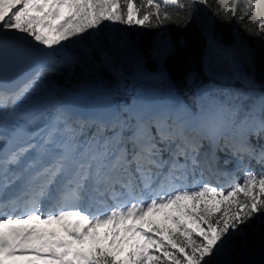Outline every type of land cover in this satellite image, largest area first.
Wrapping results in <instances>:
<instances>
[{"label":"snow or ice","instance_id":"snow-or-ice-1","mask_svg":"<svg viewBox=\"0 0 264 264\" xmlns=\"http://www.w3.org/2000/svg\"><path fill=\"white\" fill-rule=\"evenodd\" d=\"M198 6L212 4L0 0V68L46 58L21 87H0V112L11 106L14 117L34 123L35 115H18L16 106L30 102L38 82L56 66L71 65V57L63 64L56 60L67 42L105 23L146 29L181 20L186 25L182 10ZM223 7L232 17L239 10L240 20L255 17L256 31L250 34L264 38V0H229ZM218 111H228L230 118L213 119L203 130L182 120L158 119L156 135L143 119L131 127L100 122L83 142L60 111L57 122L72 133L64 139L57 140L59 130L53 128L42 143L9 147L11 139L0 135V264H232L217 258L226 254L235 235L264 215V172L246 167L242 181L229 189L212 184L205 173L215 174L221 139L238 169L245 159L264 168V147L257 150L249 139L264 137V119L251 127L247 115L237 121L240 105Z\"/></svg>","mask_w":264,"mask_h":264},{"label":"trees","instance_id":"trees-1","mask_svg":"<svg viewBox=\"0 0 264 264\" xmlns=\"http://www.w3.org/2000/svg\"><path fill=\"white\" fill-rule=\"evenodd\" d=\"M228 2L210 0L211 8L198 6L193 10L183 9L182 16L188 21L186 25L181 20L179 25L170 23L155 29L139 26L130 31L127 25L105 23L99 31L86 34L81 40L67 42L65 50L56 58L63 64L71 57V65L56 66L55 70L48 72L38 82L32 100L20 105L44 107L45 114L37 120L41 124L55 113V103L71 88L89 85L98 89V95L105 103L118 108L114 123L122 121L131 127L136 124L137 118L127 116V107L135 98L130 88L136 83L145 101L140 115L151 125L152 135H156L154 121L159 119L172 123L180 120L176 112L165 111V106L177 104L182 112H194L198 104L206 100L208 92L228 87L234 92L222 106L231 109L234 105L252 104L256 107L257 120L251 127H255L258 120L264 119V112L260 111V100L264 97V38L250 34L256 31L258 21L255 17L240 20L239 10L236 17H232L231 13L225 15L223 6ZM242 6L241 3L239 7ZM216 11L220 12L219 16L214 14ZM173 17L176 18L175 10ZM127 33L130 36L125 41ZM163 44L167 45V49L162 47ZM159 51L160 57L157 54ZM220 113L223 119L230 118L228 111ZM197 117V127L202 130L205 123L213 120L212 117ZM70 125L81 142L97 131V127L93 128L87 122ZM106 134L111 135V132ZM69 135L72 133L68 132ZM249 139L257 150L264 147V137L253 135ZM207 146L205 142L204 150ZM167 155L165 152V159ZM215 157L220 166L224 165V161H228L229 165V160L233 158L223 139L219 148L215 149ZM246 167L257 173L264 172L255 160L245 159L238 176L232 178L233 182L241 180ZM263 222L264 215L254 218L242 234L232 238L230 244L233 248L227 261L244 264L238 254L245 246L255 248L258 236L264 231ZM250 264H264V247L257 251Z\"/></svg>","mask_w":264,"mask_h":264},{"label":"rangeland","instance_id":"rangeland-1","mask_svg":"<svg viewBox=\"0 0 264 264\" xmlns=\"http://www.w3.org/2000/svg\"><path fill=\"white\" fill-rule=\"evenodd\" d=\"M127 27L130 29V31H135L139 26H132V27L127 26ZM129 36H130V34H128V33L124 35L125 41H126V39L129 38ZM158 40H159V38L157 39V41ZM119 46H121V45H119ZM157 54L160 57L161 52L159 51V52H157ZM56 60L58 61L57 58H56ZM23 84H21L19 87H21ZM79 87H81V86H76L75 88H71L70 91L68 92V94L66 96H64L63 98H61L58 101V103H56L54 105L56 114L54 116V119H52L51 122L48 123V125L55 124L54 121H56V123H58L56 117H57V113L59 112V110L66 114V116L68 117V123L69 124H76L77 122L85 123L86 122L85 120L89 117V114L95 110L99 111V112H95V113H98L100 115V117H102L100 119H97V121L95 123H100L103 121L104 116L106 117V116H109L111 114V113L106 111L107 115L106 114L103 115L104 111L107 108L116 109L115 106H112L110 104L105 103V101H103V99L100 98V96L98 95L99 91L97 88L92 87V86L86 87L88 89H91V90H89V91H91L90 94L88 93L87 95L86 94L85 95H77V94H75V90L78 89ZM139 88H140V86H138V84L134 83L132 85V87L130 88V93L135 95L134 100H135L137 106L142 107L145 105V101H143V98L139 94ZM93 92H95L97 94L92 95ZM233 92H234L233 89H230L228 87L218 88L214 91L208 92L206 100L202 103H199L197 108H196V111H194V112L189 111V110L182 112L178 109L177 104H169V105L164 107V110L176 112L178 118L191 116V115H198L199 118H202V119H205L208 117H212L213 119H223L222 114L220 113V111H218V109H220V107L225 102H227L231 99ZM66 100H68V101H66ZM64 103H67V104L69 103V105H71V106L65 107L66 109L65 108L63 109L62 104H64ZM240 106H241V111L239 113V116L236 118L237 121L239 122L240 120H243L244 117L247 115L248 116V125L252 126V124L254 122H256V120H257L255 112L252 111V109H253L252 104H249V103L248 104H241ZM42 111H41V108L38 109V113H40ZM16 113L19 115H22V113L34 114L33 110H30L29 112H23V111L18 110V109L16 110ZM10 115H12V109L8 108L5 117H8ZM5 117H3V120H5ZM164 118H166V114H164ZM202 119L200 120L201 122H202ZM59 124H61L63 126L62 129L59 131V134L61 136L60 140H61V139L66 138V135L68 136V132L64 131V128H65L64 124H62V123H59ZM207 124L208 123H205L204 126H206ZM232 160L233 161H231V164L229 166H227L225 164V162H223L224 166H226V168H225L226 170H223V171H219L217 169L214 170V171H216L215 174H217V176L212 178V180H211L212 184H215L218 187H223L224 189H229L230 186H232L235 183L232 181L233 180L232 178H234L235 176H238V170L242 167L243 164L240 165V167L238 169L235 159L233 158ZM223 172L227 173V175H225ZM244 174L245 173L243 171L241 174V180H239V181H242ZM263 227H264V222H263ZM255 245H256L255 248H249V247L245 246L240 250V252L238 254L239 259L241 261H243L244 264H250L251 259L256 255L257 251L260 248L264 247V231L258 236V240H257V243ZM232 248H233V246L229 243L228 248L226 250V254L222 257H218L217 260L221 261V262L227 261V258L229 256V251H231ZM37 264H39V263H37Z\"/></svg>","mask_w":264,"mask_h":264},{"label":"water","instance_id":"water-1","mask_svg":"<svg viewBox=\"0 0 264 264\" xmlns=\"http://www.w3.org/2000/svg\"><path fill=\"white\" fill-rule=\"evenodd\" d=\"M43 57H34L31 60L9 64L6 68H0V87L12 90L29 80L36 71L45 63ZM92 94H96L93 92Z\"/></svg>","mask_w":264,"mask_h":264},{"label":"bare ground","instance_id":"bare-ground-1","mask_svg":"<svg viewBox=\"0 0 264 264\" xmlns=\"http://www.w3.org/2000/svg\"><path fill=\"white\" fill-rule=\"evenodd\" d=\"M89 90H91V89H88V88H86V87H79L78 89H76L75 90V94H77V95H87L88 93L90 94V92L91 91H89ZM68 105V104H67ZM30 142L32 143L33 142V140H34V135H30ZM38 141V140H37ZM37 141L35 142V143H37ZM41 227H43V226H41Z\"/></svg>","mask_w":264,"mask_h":264}]
</instances>
